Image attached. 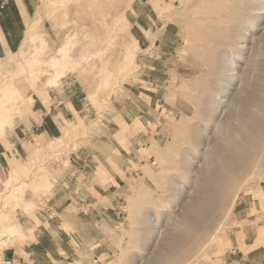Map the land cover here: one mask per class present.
Segmentation results:
<instances>
[{"label":"rangeland","instance_id":"obj_1","mask_svg":"<svg viewBox=\"0 0 264 264\" xmlns=\"http://www.w3.org/2000/svg\"><path fill=\"white\" fill-rule=\"evenodd\" d=\"M44 1L46 3V0H0V84L14 73L20 72L17 76H21L30 71L28 62L23 63L27 65L23 72L19 70L20 65L8 61L31 31L28 25L39 15L41 19L36 20L38 28L35 30L40 36L46 34L44 30L48 32L47 38L36 44L42 69L47 66L46 51L54 44L48 38L59 42L62 31L67 32L62 22L67 19V12L71 21L67 22L68 26L77 20L80 24L88 23L81 27L77 37L75 35L76 45L70 50H75L77 57L83 55L84 49L89 50L88 56L83 55L79 61L86 65L88 59L84 57H88L90 63L84 71L81 66H69L72 70H65L57 86L44 85L47 74L41 71L34 81L28 76L17 79L35 101L30 106L31 111L23 108L21 114H16L14 125L7 126L6 134L0 135V151L4 146L10 157L5 160L4 156L3 161L0 158V194L3 195L0 196V233L6 225L16 227L19 222L26 236L22 240L16 237L12 242L17 239L13 246H20L18 255L26 257L25 246L33 243L39 245L42 252L52 250L51 255L59 259L55 250L57 242L61 243L68 251L67 257L63 256L67 260L49 264H244L238 259L246 258L256 246L264 245L260 238L264 235V226L261 227L264 224V164L263 170L261 167L254 175H244L239 183L230 187L223 204L212 210L214 213L218 206L220 211H216L220 214H214L219 216L212 214L208 217L210 220L203 219L205 224L194 228H191L192 223H187L192 219L187 216L193 206L209 196L201 182L207 181L208 173L218 161L215 146L227 142L226 135L220 133L221 122L229 112L234 113L227 102L218 119L207 117L202 109L204 91L209 85L205 83L204 74L192 71L195 62H200L199 46L207 42L194 31L201 26L197 19H205L204 13L211 10L214 0H182L184 3L171 0L175 4L170 12L175 15L164 17H159L151 0H69L45 8ZM166 4L161 0V6L168 7ZM259 7L255 13L258 18L249 28L250 35L242 49L247 55L238 62L241 75L236 88L243 80L245 85L258 81L259 75L264 73L261 70L264 4ZM235 13L239 15L242 11L236 7ZM125 16L131 24L129 30L123 28ZM72 19L76 20L72 22ZM145 31H151L149 38ZM205 31L214 34L207 26ZM130 34L138 40L137 64L127 69L126 74L120 72L119 60L125 45H130ZM35 43L32 41L31 49L35 48ZM102 49L105 50L103 57L93 55ZM105 69L107 74L113 75L107 88L101 86V81L107 77ZM30 82L36 84L40 92L34 93ZM91 121L93 124H89ZM208 122L210 126H206ZM67 126L76 133L67 135ZM42 132L45 134L40 141L37 134ZM50 139L59 142L50 147ZM37 146L44 147V158L28 168L26 174L15 178L14 170L24 166L26 157ZM42 170L50 173L52 188L38 195L34 179ZM21 181H24L26 198L33 203L30 207L24 202L13 204V198L6 199L5 193L9 191V195L17 196L16 185ZM86 197H95L97 202L88 204L84 201ZM76 200L83 202L78 204ZM10 212L12 219L7 216ZM38 216L45 221V228L52 227L55 238L33 240V223L43 224ZM185 225L187 228H182ZM176 231L180 236L190 232L186 245L179 243L180 249L177 241L178 238L182 241V237ZM199 231L203 238L192 250L191 243ZM167 239L172 240V244L176 242L175 249L174 245L169 246ZM6 248L1 249L2 252ZM40 261L43 262V258Z\"/></svg>","mask_w":264,"mask_h":264},{"label":"bare ground","instance_id":"obj_2","mask_svg":"<svg viewBox=\"0 0 264 264\" xmlns=\"http://www.w3.org/2000/svg\"><path fill=\"white\" fill-rule=\"evenodd\" d=\"M58 1H60L61 3H64V2H68L69 0H49V1L46 0V3H45V1L43 3V7L45 8V7H47V5H50L52 3L56 4V3H58ZM165 1L167 2L168 5L167 4L166 5L168 7L163 6V5L161 6V0H151V2L154 4V8L158 9V11L160 13L159 17L172 16L174 14V12L172 13L170 11H171V9H173L175 3L171 2V0H165ZM180 2L184 3L182 0H180ZM262 3L264 4V0H221V1L214 0L213 4L210 7L211 10L204 13L205 19L203 17L201 19H197V24H201V26H203V27L199 26L198 28H195L194 31L197 32V34H198V36H200V38L207 41L203 45L199 46L200 49H198V56L200 58V62H195V65L193 64L194 67H192V71L194 73H201V74L205 75V77H206L205 83L207 86L209 85L208 87H206L207 89H205V91H204V93H206L205 94L206 97L203 99L204 100V102H203L204 103V109H202V110L207 117L211 118L212 120L213 119L215 120V119H218L217 117L219 116V114H221V113L223 114V111L225 110V109L223 110V105L225 103L227 104V102H228V104L230 105V108H233L234 113L231 114L229 112L228 113L229 115L226 117V120L221 122L222 126L220 128L221 129L220 133L222 135H224V134L226 135V141L227 142L224 140L226 142L225 145L222 146V145L217 144L215 146L214 152L216 153V156L218 157L217 158L218 161L215 164L212 163L214 165L213 168L209 166L212 169L208 173L207 181H205V183L203 181L201 182V183H203L202 187L206 188V192L209 196L206 197L204 200L201 199L200 201H198L195 204V206H193V208L190 210L191 213L188 214L187 218L189 220L191 218L192 219H191V221L187 220V223L189 222L190 224L191 223L193 224V225L191 224L192 227L189 224L191 228H194L193 226L198 227V226H201V224H205L203 219L211 217L212 214L213 215L220 214L219 212L216 211V209L217 210L219 209L217 207L220 204H223V201L226 198L230 187H232L235 183L236 184L239 183L238 181H241V179H243L244 175H254L259 170V168H261V167L263 170V164H264V73L263 74L259 73L260 75H259L258 81L249 82V83H247V85H245L246 83L243 80L240 83V85L238 86V88L235 87V86H237V81H238L237 78L240 77V75H241V74L239 75L240 69L238 67H239L240 63L238 64V62L240 60H243L245 58V55H247V54H244L245 51L242 49L244 47V44H247L246 40H247V37L250 35L248 33L249 28H252L254 26L255 21L258 18L255 15V13H256V11L258 12V9L260 8L259 6ZM236 7H238L242 11V13H239V15L237 13H235ZM186 8H187V6H186ZM67 13H68L67 19L62 20L63 25H65L67 32L65 33V31H62L63 33H62L61 41L58 42L57 40L51 38L50 36H49L50 38H48L49 41L53 40L54 44L49 46V48L46 51V53H47L46 57L48 59L47 66H46L47 68L45 67V69H42V66H41L42 59L39 56L38 47L36 46L37 41L46 39L47 38L46 34L48 36V32H46L45 30H44V32L46 33V34H44L45 36L43 34H41L42 36H40V34L37 32V30H35L36 27L38 28L37 21L39 22L41 19L40 15L37 18L33 19V22H31L28 25V27L31 28V31L30 32H29V30L27 31V32H29V34L28 35L26 34L22 44L19 45L18 51H16V53H14V54L12 53V55H14V56H12V58H11L12 60H9L8 62H10V64H12V65L14 63H15V65L16 64L20 65L21 67L19 70L23 69V72H26V71H24V69H25V66L28 65L30 73L27 71L28 74H25V75L22 74L21 76H17V74H19L20 72L15 74L14 73L15 71H14L13 72L14 74L10 75V78H8L7 80H5L3 83L0 84V135L6 134L7 126L9 127V126L14 125V123H15L14 119L16 117V114H21V111L23 108L28 107L27 109L30 110V108L32 107L31 105L34 104L33 102L35 101V98L32 97L31 94H27V92H29V90L28 91H27V89L25 90L24 87L22 88V86H20L18 84L17 79H20L23 76H28V79H32L34 81V80H36L38 73H40L39 71H41L42 74L43 73L47 74L46 83L44 85L48 84L51 86L52 85L57 86L58 82L60 80L59 78L62 77L61 75H63L65 70L67 68L71 69L69 66H71V67H73V65L81 66L83 68L82 71H84L85 69H88V65L90 63V62H88L89 58L84 57V58L88 59V61L85 62L86 65L81 63V61H79V60L81 59V57H83V55L88 56L89 50L87 51V49H84L82 52L83 55L81 57L74 56L75 50L73 52H71V50H70L73 45H76L75 35L77 37V35L80 33L79 31L81 30V27L85 24L88 25V23L86 22L84 24L83 23L80 24V22L77 20L79 22V24H77V21H76V23L74 22L76 19L74 21L72 19V22H74V24L72 23L73 24L72 26H68L67 22L70 23L71 21H68L69 17H70V12H67ZM77 14H78V12H77ZM207 22H209L212 26L211 25L208 26ZM130 25L131 24L128 20V17L125 16L123 19V28H127L129 30ZM205 25L207 26V28H211L212 31H214V34H211V33H208L207 31H205V27H206ZM201 28L204 29V32H201ZM44 32H42V33H44ZM145 32H146V36L149 38L151 36V31H145ZM83 34H85V33H83ZM111 37H113V36H111ZM129 37H130L129 38L130 39V45H125L124 49L122 50L123 57H122V59L119 60V63H120L119 64V70H120V72L123 71L124 73H126L127 69H129L131 66H134L137 64L135 60H136V55H137L136 52H137V48H138V40L133 36V34H130ZM186 38H188V37H186ZM26 39L30 40L31 42L30 41L27 42ZM113 39H114V37H113ZM191 40H192V38H191ZM32 41L36 42L35 44H33L35 46V48H33V49H31V47H33ZM107 41L111 43L110 39H108ZM177 43H179V42H177ZM29 54H31V57L28 56ZM93 55L95 57H103L105 55V50L104 49L99 50V51L95 52ZM18 56H20V57L18 58ZM27 62H28V64H27ZM23 63H25L27 65H24ZM107 64H108V60H107ZM92 66L94 67L95 63ZM261 70L264 72V65H262ZM102 72H101V74H102ZM106 74H107V70H106L105 75ZM98 76H99V74H98ZM112 76L113 75L107 74V77L103 81H101V84H102L101 86H103V87L106 86V88H107V86H109V84L111 83L110 77H112ZM197 79H198V77H197ZM143 80H145V79H143ZM36 82L37 81H35L34 83H36ZM32 85L34 87H32ZM35 85L31 84V82L29 84V86L32 87L34 93L40 92L39 87H35ZM185 88H186V85H185ZM92 96H94V95H92ZM94 99L96 100V98H94ZM104 101H105V99L101 100L99 104L102 106V104H103L102 102H104ZM233 110L230 109L231 112ZM204 118H206V117L204 116ZM234 119L237 120L238 122L236 121V123H235ZM93 121H91L89 124H93ZM197 125H200V124L197 123ZM210 125H211V122H208L206 126H210ZM212 125H213V123H212ZM198 127H200V126H198ZM225 128H226V130H225ZM203 129H204V127H203ZM74 133H76L75 130H73L70 126L66 127V134L67 135H72ZM193 133H194V135H196L195 134L196 132H193ZM195 139H196V137H195ZM53 140L54 139H50V141L48 142V145H50V147L56 146V144H58V142H59V140L57 142L53 141ZM197 142H199V140ZM48 145H46V146H48ZM41 147L42 146L35 147V149L29 153L30 155H28V157H26V159H27V160H25L26 163L23 162V163H25L24 166L22 168H16V170H14L15 172L13 171L16 174L15 178H17L21 173L26 174V171L28 168L30 169L36 162H38L39 159H42V157H43L42 151L44 150L43 149L44 147H42V148ZM186 149H187V147H186ZM54 160H55V157H54ZM44 166H45V164H44ZM186 166H187V164H186ZM187 170H190V169L187 168ZM42 171L40 173H38L39 174L38 178L34 177L35 178L34 180H36L35 181L36 187L34 189H36L35 190L36 192L38 191V193H37L38 195L43 193V192H47L50 188H52V185H51L52 184V180H51L52 177H50V173L48 171L47 172L44 170H42ZM183 171H185V170H183ZM205 172L207 173V169ZM204 177H203V179L205 180ZM249 179H250V177H247V180H249ZM16 180H19V179H16ZM164 181H165V178H164ZM244 181H245V179H244ZM23 182L21 181L20 184L16 185L17 186L16 189H18L17 196L9 195V192H10L9 191L8 193H5L6 199L13 198L15 200V202H13V204L15 203L16 205H18V204H21L24 202V203H26V206L30 207L31 205H33V203L31 201H29L26 198V195L24 194V186H23L24 183ZM25 182H26V180H25ZM7 183L9 184L10 182H7ZM24 195H25V197H24ZM0 196H3L2 193L0 194ZM236 198H237V194L235 195L234 200L231 202V204L229 206L230 207L229 211L232 208V205L234 204V201ZM11 201H13V200H11ZM216 205H218V206L215 207L214 211L217 212L218 214L217 213L214 214L215 213L214 211H213L214 213H212V210H213L214 206H216ZM225 210H227V209H225ZM218 211H220V209ZM10 213H8L7 216L10 219H12V217H11L12 213L11 214ZM226 214H228V211ZM14 217H16V216H14ZM18 219H19V217H17V220ZM208 219L210 220V218H208ZM17 220H16V222H18ZM143 220H145V219H143ZM211 220H212V218H211ZM202 222H204V223H202ZM187 223H186V225L188 227ZM211 223H213V221ZM213 224H215V223H213ZM13 225H15V224H13ZM186 225L183 226L182 228H185ZM191 228H189V229H191ZM189 229H188V231H189ZM183 231H185V230H183ZM189 233L187 232V233L183 234V236H180V234H178V232H177V234L180 237H182V238L184 237L183 239L181 238L182 241H180V238H178L179 241L176 240L178 242V244L179 243L185 244L187 241V237L189 236ZM205 233L207 234V231ZM205 233H204V235H205ZM195 234H196L195 235L196 237L194 236L195 239H194L193 243H191L192 250L194 249L193 245L196 247L200 243L201 239L203 238V234H201L200 231H199V233L197 232ZM25 236H26V232L23 229H21L19 222H18V225L16 227H12V225H6L1 230V233H0V250L1 249L3 250L7 246L8 247L13 246L15 243H17V239H15V243L12 242L14 238H16V237L21 238V240H22ZM211 237H213V236H211ZM211 237H210V239H212ZM175 239H176V237H175ZM170 241H172V240H170ZM170 241H169V243H171V245H169V246H172V245H174V243H176V242H174L172 244V242H170ZM209 241H211V240H209ZM187 244H188V242H187ZM172 247L174 248L175 245ZM180 247H181V245L179 246V249H180ZM187 248L189 249V246ZM179 249H178V252H181L182 249L180 251H179ZM188 249L185 248L184 250L186 251ZM170 250H173V249H170ZM192 250H191V252H192ZM168 252H170L169 249H168ZM184 252H181V253H184ZM188 253H189V251H188ZM160 254H162V253H160ZM171 254H172V252H171ZM176 254H178V253H176ZM185 254H184V256H185ZM168 255H170V254H168ZM170 256H172V255H170ZM152 257H153V255H152ZM157 257H159V256H157ZM163 257L165 258L164 255H163ZM166 257L168 258L169 256H167V254H166ZM173 257H175V256L173 255ZM169 259H171V258H169ZM194 261H195V259H194ZM163 262H164V260H163ZM164 264H165V262H164ZM195 264H197V263H195Z\"/></svg>","mask_w":264,"mask_h":264},{"label":"crops","instance_id":"obj_3","mask_svg":"<svg viewBox=\"0 0 264 264\" xmlns=\"http://www.w3.org/2000/svg\"><path fill=\"white\" fill-rule=\"evenodd\" d=\"M42 134H45V132H42L41 134H37L40 141L43 140ZM29 137H31V136H29ZM3 157L6 158L5 160L10 158L9 157V151H7V149H5L4 146L2 147V151H0V158L2 161H3ZM92 178L93 177H90V180H92ZM80 190H82V187L80 188ZM89 190L91 191L92 188H90ZM89 190H87V191H89ZM84 201H86L88 204H94L95 202H93V201H96V198L95 197L94 198L86 197ZM76 202L78 204H80L83 201L79 202V200H76ZM69 204H72V203H69ZM38 217H39V220L43 224H42V226H37L33 223V225H34V230H33L34 239L33 240L35 242H37L39 240H47L50 237L55 238V233L50 230L52 227H49V229L45 228V225H44L45 221L43 220V218L41 216H38ZM49 223L51 224V220L49 221ZM51 226H52V224H51ZM263 226H264V224L261 225V227H263ZM260 238H262V240H264V235H262V237H260ZM57 244H59V245L55 251L57 252V254L60 257L59 259L56 258L57 260L54 258L55 256L53 257L51 255V253H53L52 250L42 252L38 248L39 245L37 246V244L31 243V244H27L25 246V249H24L25 253L28 254L27 257L23 254L18 255V251H20L22 249V248H20V246H9L3 252L1 251L2 252L1 253V257H2L1 264H39V261L42 258H43V262L40 261V264H42V263L43 264H49L51 261L57 263L58 261L67 260L66 258H63V256L67 257L68 251L66 249L65 250L63 249L64 246L61 243L57 242ZM67 244L69 245V243H67ZM44 253H46V255H44ZM38 257H40V259ZM238 261H242V263H244V264H264V245L261 244L259 246H256L255 248L251 249L247 253L246 258L244 256H242L241 258L238 259Z\"/></svg>","mask_w":264,"mask_h":264}]
</instances>
